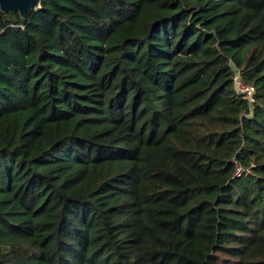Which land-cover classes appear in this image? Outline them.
Instances as JSON below:
<instances>
[{"label": "trees", "instance_id": "obj_1", "mask_svg": "<svg viewBox=\"0 0 264 264\" xmlns=\"http://www.w3.org/2000/svg\"><path fill=\"white\" fill-rule=\"evenodd\" d=\"M220 263L264 264V0L0 9V264Z\"/></svg>", "mask_w": 264, "mask_h": 264}, {"label": "water", "instance_id": "obj_2", "mask_svg": "<svg viewBox=\"0 0 264 264\" xmlns=\"http://www.w3.org/2000/svg\"><path fill=\"white\" fill-rule=\"evenodd\" d=\"M40 2L41 0H0V9L5 13L18 12L21 17H26L40 6Z\"/></svg>", "mask_w": 264, "mask_h": 264}, {"label": "built area", "instance_id": "obj_3", "mask_svg": "<svg viewBox=\"0 0 264 264\" xmlns=\"http://www.w3.org/2000/svg\"><path fill=\"white\" fill-rule=\"evenodd\" d=\"M234 83L236 90L241 94L243 99H246L249 104L256 102V89L255 86L245 82L241 77L240 70H237L234 73ZM244 169L241 165L238 164L237 170L235 172L236 176H240L243 173Z\"/></svg>", "mask_w": 264, "mask_h": 264}, {"label": "rangeland", "instance_id": "obj_4", "mask_svg": "<svg viewBox=\"0 0 264 264\" xmlns=\"http://www.w3.org/2000/svg\"><path fill=\"white\" fill-rule=\"evenodd\" d=\"M221 264V263H220Z\"/></svg>", "mask_w": 264, "mask_h": 264}]
</instances>
